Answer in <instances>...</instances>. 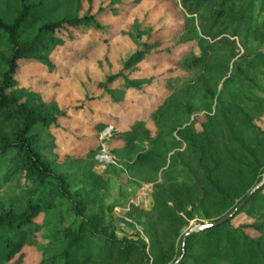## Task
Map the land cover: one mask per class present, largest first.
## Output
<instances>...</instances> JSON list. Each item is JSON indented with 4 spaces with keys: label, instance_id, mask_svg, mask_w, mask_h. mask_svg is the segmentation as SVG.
I'll use <instances>...</instances> for the list:
<instances>
[{
    "label": "trees",
    "instance_id": "trees-1",
    "mask_svg": "<svg viewBox=\"0 0 264 264\" xmlns=\"http://www.w3.org/2000/svg\"><path fill=\"white\" fill-rule=\"evenodd\" d=\"M141 1L98 0L93 11L95 0H0V264H264V183L225 222L184 240L182 232L194 216L227 214L264 177V0H162L181 18L167 35L147 15L134 19L120 31L132 48L97 79L100 94L85 89L87 74L76 81L87 99L116 108L129 94L155 95L121 116L123 129L111 126L116 115L91 121L82 156L55 150L52 130L67 113L54 95L19 82L21 65L56 73L53 57L87 58L108 42L112 25L101 18ZM108 54L100 64L111 65ZM159 55L168 67L145 75L139 63ZM108 126L105 162L97 155ZM113 175L120 185L152 183L150 208L124 211L140 226L131 235L102 201ZM24 247L40 260L29 262Z\"/></svg>",
    "mask_w": 264,
    "mask_h": 264
},
{
    "label": "rangeland",
    "instance_id": "rangeland-1",
    "mask_svg": "<svg viewBox=\"0 0 264 264\" xmlns=\"http://www.w3.org/2000/svg\"><path fill=\"white\" fill-rule=\"evenodd\" d=\"M97 4L98 0H95L93 11L96 10ZM125 11L126 13L118 18L111 16L101 18L103 23L112 25L110 34H106L108 42L96 41L94 49L89 52L87 58L69 63L66 59L59 58L60 56L53 57L60 67L56 73L41 71L36 65L20 66L18 78L22 86L31 87L39 91L45 99L54 95L60 107L66 110L67 116L62 120L61 126L52 130V134L55 137V150L60 158L65 154H69L71 157L82 156L92 142V137L96 134L91 121L110 119V117L116 115L118 118L117 126L112 121L110 124L114 129H123L126 126V122L121 116L124 114L131 117L137 115L138 107L149 102L155 95L152 90L142 95L129 94L123 105L120 108H116L96 99H87L85 96L86 90L81 89L77 84L75 74L80 79H84V75L87 74L91 79V83L87 84L85 89L89 88L93 96L100 94L101 90L95 86L97 79L107 70L118 71L117 58L123 56L127 50L132 48L130 39L122 35L120 31L128 28L134 19L142 20L147 15L148 21L155 24L156 28L163 27L162 35L169 34L173 27L181 24L178 11L170 2L162 0H143L137 6L126 5ZM169 20H171V23H169ZM82 37L85 40L87 35ZM78 45L79 41H69L67 48L77 47ZM106 47L109 49L108 58L111 65L100 64L99 62L105 54ZM139 65L143 68L145 75H157L163 72L169 63L164 55H159L148 62H140ZM154 85L158 89L156 93L161 94L162 89L159 87L157 80ZM261 87V89H264V82H261ZM262 125L264 126V120ZM111 126L106 127L99 136L101 145L99 154L109 151L108 144L102 138L112 133L113 128ZM109 156L111 157V155ZM103 166V164H98L96 168L100 171ZM151 192L152 183H144L142 185L127 183L120 185L116 176H110L109 186L102 194V201L105 207H110L107 217H111L112 207L113 211L124 217L125 220L119 219L116 223L118 232H120L118 229H123L126 232L125 234L131 235L135 230L140 229L139 225L132 227L128 224V221L131 222V218L127 217L124 211L129 209V204L132 202L149 209L151 206ZM242 219L243 216L240 215L234 219V223L241 222ZM203 222H207V220L194 216L183 227L182 232L185 233L198 223ZM24 251L28 253L29 262L37 263L40 260V255L37 251L29 247H24Z\"/></svg>",
    "mask_w": 264,
    "mask_h": 264
},
{
    "label": "water",
    "instance_id": "water-1",
    "mask_svg": "<svg viewBox=\"0 0 264 264\" xmlns=\"http://www.w3.org/2000/svg\"><path fill=\"white\" fill-rule=\"evenodd\" d=\"M264 183V177L263 179L251 190V192L248 193V195L235 207L233 208L231 211H229L227 214L223 215L221 218L212 221V222H203V223H198L197 225H195L194 227L190 228L188 231H186L183 235V240L185 239V237H187L190 233L193 232H198V231H202L205 230L206 228L212 227V226H216L218 224H221L223 222H225L226 220L230 219L241 207L242 205L245 203V201L248 199V197L258 188L260 187L262 184Z\"/></svg>",
    "mask_w": 264,
    "mask_h": 264
},
{
    "label": "built area",
    "instance_id": "built-area-1",
    "mask_svg": "<svg viewBox=\"0 0 264 264\" xmlns=\"http://www.w3.org/2000/svg\"><path fill=\"white\" fill-rule=\"evenodd\" d=\"M100 161L108 162L111 160V157L109 156V153L107 151L101 152L98 157Z\"/></svg>",
    "mask_w": 264,
    "mask_h": 264
}]
</instances>
